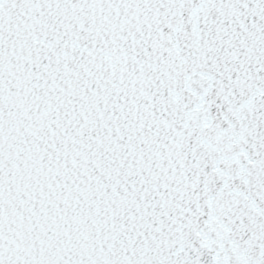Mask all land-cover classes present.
<instances>
[{
  "label": "snow or ice",
  "instance_id": "6c2138e0",
  "mask_svg": "<svg viewBox=\"0 0 264 264\" xmlns=\"http://www.w3.org/2000/svg\"><path fill=\"white\" fill-rule=\"evenodd\" d=\"M0 264H264V0H0Z\"/></svg>",
  "mask_w": 264,
  "mask_h": 264
}]
</instances>
